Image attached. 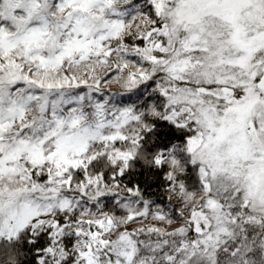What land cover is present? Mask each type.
I'll return each mask as SVG.
<instances>
[{
  "label": "snow or ice",
  "instance_id": "1",
  "mask_svg": "<svg viewBox=\"0 0 264 264\" xmlns=\"http://www.w3.org/2000/svg\"><path fill=\"white\" fill-rule=\"evenodd\" d=\"M0 264H264V0H0Z\"/></svg>",
  "mask_w": 264,
  "mask_h": 264
}]
</instances>
